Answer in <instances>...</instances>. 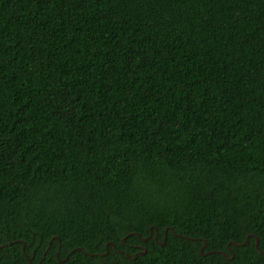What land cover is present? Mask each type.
<instances>
[{"label":"trees","instance_id":"16d2710c","mask_svg":"<svg viewBox=\"0 0 264 264\" xmlns=\"http://www.w3.org/2000/svg\"><path fill=\"white\" fill-rule=\"evenodd\" d=\"M0 264H264V0H0Z\"/></svg>","mask_w":264,"mask_h":264},{"label":"water","instance_id":"95a60500","mask_svg":"<svg viewBox=\"0 0 264 264\" xmlns=\"http://www.w3.org/2000/svg\"><path fill=\"white\" fill-rule=\"evenodd\" d=\"M163 232H165V228L163 229ZM151 235V228H149V234L146 236V237H143V238H141L142 240H144V239H146L148 236H150ZM156 234L154 233V237H156L155 236ZM138 236V235H137ZM247 237L248 236H246L245 237V239H244V241L242 242V243H245L246 242V240H247ZM256 243H257V239H256V237H255V246H256ZM204 244H205V241L203 242V244H202V246L200 247V249H199V252L201 253V251H202V248H203V246H204ZM105 246H107V244H105ZM107 251V250H106ZM143 251H144V249H143ZM143 251H141V252H143ZM135 255L136 254H134L133 255V257H135ZM126 256L128 257V254L126 253Z\"/></svg>","mask_w":264,"mask_h":264},{"label":"flooded vegetation","instance_id":"af4514ba","mask_svg":"<svg viewBox=\"0 0 264 264\" xmlns=\"http://www.w3.org/2000/svg\"><path fill=\"white\" fill-rule=\"evenodd\" d=\"M154 237V236H153ZM155 238V237H154Z\"/></svg>","mask_w":264,"mask_h":264}]
</instances>
